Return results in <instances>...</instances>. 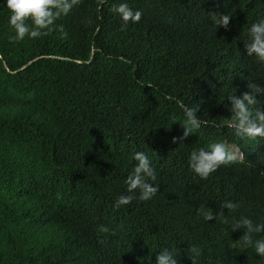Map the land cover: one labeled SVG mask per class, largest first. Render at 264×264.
I'll list each match as a JSON object with an SVG mask.
<instances>
[{"label":"trees","instance_id":"obj_1","mask_svg":"<svg viewBox=\"0 0 264 264\" xmlns=\"http://www.w3.org/2000/svg\"><path fill=\"white\" fill-rule=\"evenodd\" d=\"M121 3L142 12L126 30L111 10ZM211 11L230 15L229 28ZM9 17L0 0V264H157L164 248L193 264L192 245L197 264H264L254 247H234L244 230H231L241 217L264 223V138L226 126L228 97L248 79L264 85V64L244 49L264 0H83L50 35L17 43ZM181 105L208 122L182 145L172 143ZM215 142L246 159L203 180L190 154ZM136 152L160 191L117 209ZM225 201L239 204L223 209L228 223L198 214Z\"/></svg>","mask_w":264,"mask_h":264},{"label":"clouds","instance_id":"obj_2","mask_svg":"<svg viewBox=\"0 0 264 264\" xmlns=\"http://www.w3.org/2000/svg\"><path fill=\"white\" fill-rule=\"evenodd\" d=\"M7 8L10 12L9 26L13 35L9 36V42H22L26 38L37 39L50 35L57 27L56 22L62 17H67L74 8L80 6L83 0H6ZM98 5H103L105 0H97ZM118 14L123 21L121 30H126L129 23H138L142 18V12L133 10L127 3L113 5L111 9ZM210 19L217 27L229 28L231 16L217 11L209 12ZM91 23V21H87ZM63 29V25H59ZM246 55L254 57L258 63L264 64V19L253 23L248 29L247 39L244 40ZM150 86V85H149ZM247 88L242 96L231 95V118L227 120V128L234 131V134L241 140H257L264 138V111L254 109L259 103L257 95L264 97V85L258 84L248 79ZM185 119L182 122L183 135L173 137L172 143L182 145L187 138L197 133L202 125H207L206 120L198 118L199 109L181 105ZM134 160L137 162L127 177L125 183L127 192L130 195H120L115 201V208L130 205L137 198L135 193H139V199L149 201L160 191L159 186H154L156 181V171L151 166L148 156L143 152H136ZM246 157L240 148H232L224 142L212 143L208 149L200 148L193 150L189 158L190 169L201 179L206 180L221 166H227L236 162L243 163ZM264 175V171L261 172ZM239 204L232 201H225L220 205V211L214 212L211 207L201 205L198 214L205 221L220 219L223 223L229 221L225 218L223 209L235 212ZM243 229L244 234L235 242V248L246 250L254 247L256 254L264 258V223H254L248 217H241L231 223L232 232ZM100 232L107 233L109 229L101 225ZM115 233H113L114 235ZM260 236V238H255ZM190 258L193 264H197V257L200 251L197 246L192 245L189 249ZM177 254L174 250L164 248L157 256V264H178Z\"/></svg>","mask_w":264,"mask_h":264},{"label":"rangeland","instance_id":"obj_3","mask_svg":"<svg viewBox=\"0 0 264 264\" xmlns=\"http://www.w3.org/2000/svg\"><path fill=\"white\" fill-rule=\"evenodd\" d=\"M225 144H226V143H225ZM226 145H228L229 147L235 148V147H233V146H231V145H229V144H226Z\"/></svg>","mask_w":264,"mask_h":264}]
</instances>
